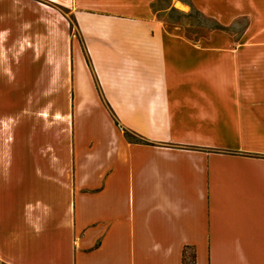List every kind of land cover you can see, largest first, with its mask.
<instances>
[{
    "label": "crops",
    "instance_id": "1",
    "mask_svg": "<svg viewBox=\"0 0 264 264\" xmlns=\"http://www.w3.org/2000/svg\"><path fill=\"white\" fill-rule=\"evenodd\" d=\"M156 1L0 0V262L264 264V0Z\"/></svg>",
    "mask_w": 264,
    "mask_h": 264
},
{
    "label": "rangeland",
    "instance_id": "2",
    "mask_svg": "<svg viewBox=\"0 0 264 264\" xmlns=\"http://www.w3.org/2000/svg\"><path fill=\"white\" fill-rule=\"evenodd\" d=\"M234 1L239 2V0ZM217 2L219 3L220 1L215 0V3ZM236 7L241 8L239 5ZM202 8H205V6H202ZM152 10L162 21L180 26L185 34L193 39L205 37L211 29H214L228 34L235 45L259 44L258 32L263 26L262 23L255 21L251 31L248 32L249 34L244 35L245 30L249 26V20L247 16L242 14L234 18L228 25H222L211 16L202 12L191 0H157L152 5ZM126 135L136 138L128 132ZM0 264L4 263L0 262Z\"/></svg>",
    "mask_w": 264,
    "mask_h": 264
},
{
    "label": "trees",
    "instance_id": "3",
    "mask_svg": "<svg viewBox=\"0 0 264 264\" xmlns=\"http://www.w3.org/2000/svg\"><path fill=\"white\" fill-rule=\"evenodd\" d=\"M182 264H195L194 251L188 246L183 249Z\"/></svg>",
    "mask_w": 264,
    "mask_h": 264
}]
</instances>
